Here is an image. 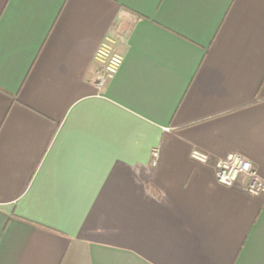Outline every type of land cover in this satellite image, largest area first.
Listing matches in <instances>:
<instances>
[{
    "label": "crops",
    "instance_id": "0c3cea01",
    "mask_svg": "<svg viewBox=\"0 0 264 264\" xmlns=\"http://www.w3.org/2000/svg\"><path fill=\"white\" fill-rule=\"evenodd\" d=\"M193 148L264 180V0H0V264H264Z\"/></svg>",
    "mask_w": 264,
    "mask_h": 264
},
{
    "label": "built area",
    "instance_id": "2783aa9c",
    "mask_svg": "<svg viewBox=\"0 0 264 264\" xmlns=\"http://www.w3.org/2000/svg\"><path fill=\"white\" fill-rule=\"evenodd\" d=\"M115 40L106 37L97 47L94 59L99 64L95 76V85L100 88L113 78L122 63V55L114 49ZM191 158L207 163L213 162L216 181L226 187L240 182L243 190L249 194L264 193V180L258 174L254 165L238 153H229L225 157H217L197 148L190 151ZM158 151L151 152V163L155 164Z\"/></svg>",
    "mask_w": 264,
    "mask_h": 264
}]
</instances>
